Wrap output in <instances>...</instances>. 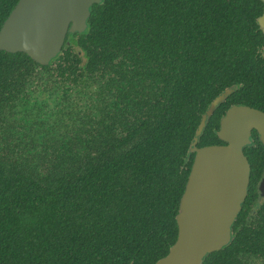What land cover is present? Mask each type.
<instances>
[{
	"label": "trees",
	"instance_id": "1",
	"mask_svg": "<svg viewBox=\"0 0 264 264\" xmlns=\"http://www.w3.org/2000/svg\"><path fill=\"white\" fill-rule=\"evenodd\" d=\"M18 1L0 0V30ZM262 7L261 0H103L92 8L89 44L72 41L50 66L0 51V264L165 257L177 240L202 114L221 92L259 79ZM109 40L126 57L172 52L168 65L152 68L166 78L163 87L154 82L148 100L141 97L129 68L109 60ZM100 71L101 97L80 96L79 76ZM209 134L200 144L217 139ZM237 227L203 264H249L262 254L256 230Z\"/></svg>",
	"mask_w": 264,
	"mask_h": 264
},
{
	"label": "water",
	"instance_id": "2",
	"mask_svg": "<svg viewBox=\"0 0 264 264\" xmlns=\"http://www.w3.org/2000/svg\"><path fill=\"white\" fill-rule=\"evenodd\" d=\"M102 1L19 0L0 30V51L25 53L48 66L61 52L68 32H84L92 6ZM258 23L264 31V14ZM229 94L220 95L208 113ZM205 120L206 116L190 148L195 158L176 216L177 240L156 264H202L207 255L228 246L248 195L251 168L243 148L253 128L260 131L264 142V113L246 106L231 107L219 133L227 145L198 149Z\"/></svg>",
	"mask_w": 264,
	"mask_h": 264
},
{
	"label": "flooded vegetation",
	"instance_id": "3",
	"mask_svg": "<svg viewBox=\"0 0 264 264\" xmlns=\"http://www.w3.org/2000/svg\"><path fill=\"white\" fill-rule=\"evenodd\" d=\"M261 1L263 4L262 13L257 18V24H258V30L260 31L264 39V31L261 29L258 23V19L264 14V0H261ZM102 2L100 4H102ZM95 5H99V4H94L93 6ZM92 8H91V15L87 22L86 30L82 33L68 32L66 36L65 44L61 52L58 54V56L55 59H57L59 56L63 54V52L65 51V48L71 46L72 41L78 42L82 46L89 44V38L92 35L91 25H90V19L92 17ZM101 35L102 34H99L98 39H100ZM98 44L99 43H97V45ZM104 48L108 49V51L115 52L112 58L109 59L111 60L113 64L122 63L125 65V67L129 68L130 70L129 78L133 83L135 91L138 90L139 92H141L140 96L141 97L143 96L146 100H148L149 95L152 94V88H153L154 82H156L158 85L161 84V87H163L162 81L166 83V78L163 75L154 76V71L152 70V68L154 67V65L156 69H158L159 67L162 68L168 65L170 60L174 57L172 52L169 51L167 53H163V55L157 59H152V58H147V57L142 58L138 54H134L129 57H126V55H124V52H126V49L123 47L113 46L112 40L111 41L109 40L108 43L104 46ZM81 49H82L81 46L75 45V50L82 57H84V61H86L85 55L82 53ZM136 49L137 47L135 48V51ZM259 54H260V57L262 58V62H261V66L259 69V79L258 80L254 81L253 83H249V80L243 81L239 83L238 85L233 86L232 88H228L225 91L221 92L219 95H217L209 103V106L206 109V111L202 114L201 119L199 121V125L197 127V130H198L199 126L201 125L204 119V116H206L205 127L202 131V134L199 137V142L197 144L198 149H201L207 146H213V145H227V142L223 141L220 138L219 133L221 131V121L231 107L246 106V107H250V108L256 109L264 113V42H263L262 47L259 49ZM55 59L51 61L50 65L54 62ZM101 71L100 73H98L97 77H94V75L93 76H89V75L79 76L78 85L80 86V88L77 90V92H79L80 96L81 95L85 97L87 96V98H90V99L93 98L95 102L99 97H101L99 96L100 92L98 91V89L102 85V83L100 82ZM240 89H242L241 92H239L236 96L233 97V95ZM159 90H163V88ZM228 91L229 92L231 91V94L226 96V98L215 109H213L212 111L208 113V110L210 109L213 102L220 95ZM135 100H137V98ZM144 104L148 105L149 103H144ZM112 105L113 104H110V106ZM219 108L220 110H218ZM110 114L112 115V119L111 120L109 119V121H107L108 124L113 122L114 117H115L114 111L110 110ZM212 117H214V119H212L211 121ZM118 119L119 117L117 118L116 124L119 123ZM217 122H218V127L215 125ZM206 131L210 133L207 137L211 135L217 137V139L215 138L208 139L213 142L212 144H204V142L207 141V139L204 140L203 144H200V138ZM243 152L245 156L247 157L249 164H250V168H251L250 169V181H249V187H248V195L246 197L245 202L242 205V210L239 213L232 227V240L235 237L234 229L237 226L239 227V228L237 227L238 230L242 229L244 226H247L253 230H256L258 239L261 243V248H262L261 253L262 254H260V256L256 258V260H254L253 258H250L249 264H264V142L262 141V135L258 129L253 128L251 130L250 142L244 146ZM192 153H193L192 154L193 155L192 165H193L194 158H195V152H192ZM252 261L254 262L252 263Z\"/></svg>",
	"mask_w": 264,
	"mask_h": 264
}]
</instances>
